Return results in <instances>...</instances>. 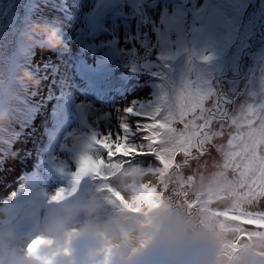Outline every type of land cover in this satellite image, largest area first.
Segmentation results:
<instances>
[{"label":"rangeland","instance_id":"rangeland-1","mask_svg":"<svg viewBox=\"0 0 264 264\" xmlns=\"http://www.w3.org/2000/svg\"><path fill=\"white\" fill-rule=\"evenodd\" d=\"M20 5L23 17L14 23ZM42 18L61 24L64 43L60 48L42 49L21 39L24 29ZM166 53L171 57L161 59ZM205 56L207 60L201 59ZM24 69L38 84L18 79ZM12 76L16 86L8 107L14 109L5 111L4 86ZM162 76L175 82L172 102L188 111L182 122L178 109L177 133L189 121L203 124L217 101L225 113L210 125L217 135L206 145L207 154L192 160L183 174L189 175L193 168L204 171L222 166L228 141L243 130L240 125L249 107L264 104V0H0V163H6L11 153L24 151L27 156L9 174L18 180V192L8 198L12 186L6 188V181L0 182L1 202H11L14 208L27 203L42 212L50 195L61 189L66 193L74 183L71 174L80 142L93 132L115 133L125 108L155 101ZM82 78L90 81L80 83ZM196 78L209 91L203 99L199 85L193 86ZM182 90L184 98L178 100ZM40 103H48L42 107L45 114L40 122L46 137L38 133L44 138L36 139L35 127L24 129L20 124L33 122L38 109L35 118L43 113ZM123 122L136 132L135 118L125 117ZM27 130L39 146L29 147L26 153L25 143H15V138ZM21 138L27 140L23 134ZM131 142L141 143L140 136ZM104 156L107 159L106 152ZM183 160V154H177L176 161ZM131 162L157 163L151 155ZM97 179L81 177L75 182L77 192ZM253 210L264 212V200ZM36 216L33 211L28 218L33 221Z\"/></svg>","mask_w":264,"mask_h":264},{"label":"clouds","instance_id":"clouds-1","mask_svg":"<svg viewBox=\"0 0 264 264\" xmlns=\"http://www.w3.org/2000/svg\"><path fill=\"white\" fill-rule=\"evenodd\" d=\"M21 39L47 50L64 43L59 21L43 18ZM18 79L39 82L26 69ZM81 164V177L97 182L77 192L73 180L24 229L12 203L0 202V264H264V236L243 238V225L218 214L236 206L221 165L193 168L188 179L158 163L110 161L88 138L74 172Z\"/></svg>","mask_w":264,"mask_h":264},{"label":"snow or ice","instance_id":"snow-or-ice-1","mask_svg":"<svg viewBox=\"0 0 264 264\" xmlns=\"http://www.w3.org/2000/svg\"><path fill=\"white\" fill-rule=\"evenodd\" d=\"M171 55L166 53L161 59H168ZM201 59L207 60L208 57ZM188 71H193L191 63ZM187 77L192 80L191 75ZM161 79L155 101L133 103L125 108L124 115L120 116L121 122L117 131L115 133L108 131L104 135L93 132L88 137L90 146L100 149L103 153L106 152L110 161L119 159L131 162L134 157L151 155L165 173L173 169L182 172L183 168L190 167L192 160H198L200 156L207 154L206 145L211 144L217 135L211 131L210 125L213 120L225 117L220 102L217 101L216 106L208 110L209 118L205 119L203 124L198 125L195 120L189 121L184 124V131L177 133L174 127L177 111L179 109L182 122L188 111L184 110L183 105L172 102L175 82L167 76H162ZM192 83L193 86L199 85L200 99L210 95L197 78ZM183 98L182 90L177 99ZM125 117L136 119L135 133L131 131L128 123L123 122ZM233 123L235 124V121ZM240 127L243 130L234 134L228 141L229 150L223 153L222 164L230 180L236 206L218 214L243 225L246 229L242 234L243 238L251 240L253 237L264 236V212L253 210L255 205L264 200V104L259 107H249L248 115L245 116L244 123ZM121 131L124 133L123 136L120 135ZM135 136H140L141 143L131 142ZM217 150H220V146H217ZM179 153L183 154L182 162L176 161ZM85 171V166L81 164L80 168L72 173L73 180L78 181ZM188 179H191L190 175ZM63 193V189L57 191L53 199ZM232 247L235 249L236 244Z\"/></svg>","mask_w":264,"mask_h":264},{"label":"trees","instance_id":"trees-1","mask_svg":"<svg viewBox=\"0 0 264 264\" xmlns=\"http://www.w3.org/2000/svg\"><path fill=\"white\" fill-rule=\"evenodd\" d=\"M13 21H14V19L12 20V22ZM85 78H87V77L85 76ZM85 78H82L80 83H83V82L88 83L90 81V79H88V81H86ZM95 79H97V78H95ZM45 104H47V103H45ZM45 104L40 103V105H42V106H40V108L42 109L43 113H41L40 116H36V118H35L34 116L39 113L40 109L36 110L35 113L33 114L34 115L33 116V122L23 120L20 124V125H23V127L25 126L24 129H26L27 126H29L30 128L35 127L34 129H36V131H38L36 136H35L36 139H40L42 134H40L38 136V133H43V130L45 128L44 123L43 124L40 123L42 120H44L45 112H44V109L42 107ZM54 113H55V110L53 108H51L50 114L54 115ZM26 132H28L29 134H26ZM26 132L25 133H19L18 136L15 138V143L16 142L25 143L23 146H24V149L26 150L25 152L27 153L28 152L27 150L29 149V147L34 145L33 147L37 148L39 146V143H38V141H32V137H33L32 131L27 130ZM22 134L26 136L27 140L22 141V138H21ZM45 134H46V132L44 131L43 136H45ZM18 153L15 155L12 153L10 155H6V158H5L6 163H4V164L0 163V172L2 173L0 175V182L6 181V185H5L6 188L8 186H10V187L12 186L11 189L9 190L8 194H7L8 198L10 197V195L13 191H17V192L19 191V186L15 187L18 180H16L15 177H10L9 174L12 173L13 167L15 166V164H18V166L23 165V161H24L23 159L27 158V156L24 155V151L20 152L19 155H21V156H19ZM31 165H33V163ZM33 167H34V165H33ZM28 171L31 172L32 170H28ZM2 191L0 192V202L2 201V195H1ZM15 210H16V213L18 214V219L16 221V227L18 229H19V226L21 229L23 227L26 228L28 222L30 221L28 216L30 215V213H32L35 210L34 207L25 203V204L21 205V207L20 206L18 208L15 207ZM36 215H37L36 217L38 218V211L37 210H36Z\"/></svg>","mask_w":264,"mask_h":264},{"label":"bare ground","instance_id":"bare-ground-1","mask_svg":"<svg viewBox=\"0 0 264 264\" xmlns=\"http://www.w3.org/2000/svg\"><path fill=\"white\" fill-rule=\"evenodd\" d=\"M16 68H15V70H17ZM14 79H15V77L12 76V79H11L10 82L5 81V86H4V101H3V104H2V107L5 109V111L7 110V108L14 109V107L12 105H10L8 107V105L11 104V101H10V99H11V92L13 91V89H15V86H16V84L14 82Z\"/></svg>","mask_w":264,"mask_h":264},{"label":"water","instance_id":"water-1","mask_svg":"<svg viewBox=\"0 0 264 264\" xmlns=\"http://www.w3.org/2000/svg\"><path fill=\"white\" fill-rule=\"evenodd\" d=\"M23 17V9L20 7L19 8V12H18V15L16 16L15 20H14V23H19L20 19Z\"/></svg>","mask_w":264,"mask_h":264},{"label":"flooded vegetation","instance_id":"flooded-vegetation-1","mask_svg":"<svg viewBox=\"0 0 264 264\" xmlns=\"http://www.w3.org/2000/svg\"><path fill=\"white\" fill-rule=\"evenodd\" d=\"M16 14H17V13H16ZM16 14H15V15H16Z\"/></svg>","mask_w":264,"mask_h":264}]
</instances>
